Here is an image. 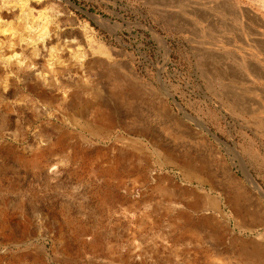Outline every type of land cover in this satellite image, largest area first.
I'll return each mask as SVG.
<instances>
[{
  "label": "rangeland",
  "instance_id": "1",
  "mask_svg": "<svg viewBox=\"0 0 264 264\" xmlns=\"http://www.w3.org/2000/svg\"><path fill=\"white\" fill-rule=\"evenodd\" d=\"M255 263L264 0H0V264Z\"/></svg>",
  "mask_w": 264,
  "mask_h": 264
},
{
  "label": "bare ground",
  "instance_id": "2",
  "mask_svg": "<svg viewBox=\"0 0 264 264\" xmlns=\"http://www.w3.org/2000/svg\"><path fill=\"white\" fill-rule=\"evenodd\" d=\"M24 5V4H23ZM29 7V6H28ZM257 17V16H256ZM26 20V19H25ZM103 67V66H101ZM100 67V68H101ZM24 81V80H23ZM41 89V88H40ZM120 96V95H119ZM189 120L195 122L189 115L186 116ZM148 133V132H147ZM138 134V133H137ZM151 140V139H150ZM250 184L260 193L262 194V190L260 189V187L255 183V181L253 179H251L250 177L248 178ZM263 195V194H262ZM258 254V253H257ZM247 255V254H246ZM256 264V263H255Z\"/></svg>",
  "mask_w": 264,
  "mask_h": 264
}]
</instances>
